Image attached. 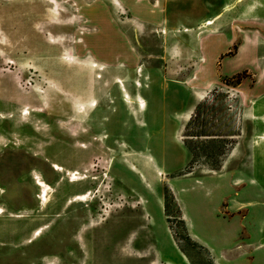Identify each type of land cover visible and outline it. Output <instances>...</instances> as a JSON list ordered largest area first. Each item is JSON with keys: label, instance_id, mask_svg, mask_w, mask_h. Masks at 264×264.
<instances>
[{"label": "rangeland", "instance_id": "374dc122", "mask_svg": "<svg viewBox=\"0 0 264 264\" xmlns=\"http://www.w3.org/2000/svg\"><path fill=\"white\" fill-rule=\"evenodd\" d=\"M79 1L0 0V264H255L264 241L251 232L255 222L230 244L213 218L229 217L230 184H241L237 196L245 191L250 207L259 188L264 194V159L252 158L264 150L253 140V104L230 79L203 89L188 110L194 99L181 89H144L135 74L166 71L157 29L140 30L109 5L116 36L126 35L138 60L101 59L87 49L91 36L76 33L91 28ZM195 1V15L207 12L206 0ZM227 3V27L240 18L264 25V0ZM173 21L190 26L181 15ZM103 47L101 57L113 59L116 47ZM183 60L173 68L190 74L193 60ZM36 175L52 187L45 205ZM86 190L88 203L70 201Z\"/></svg>", "mask_w": 264, "mask_h": 264}, {"label": "crops", "instance_id": "0c3cea01", "mask_svg": "<svg viewBox=\"0 0 264 264\" xmlns=\"http://www.w3.org/2000/svg\"><path fill=\"white\" fill-rule=\"evenodd\" d=\"M117 1H120L121 4H114L113 0H96L92 3H88L87 0H80L79 4L76 5L77 10L81 11L86 16V19L90 21V29L87 27L83 28L80 24V27L76 31V33L84 31L87 36H91L86 42L88 50H91L104 60L119 59L122 61L128 58L136 66L138 55L132 42L124 34L120 33L121 35L119 34L118 36L115 34L119 31V25L118 21L112 16L109 5L116 7L120 11L128 14L133 23L138 25V29L152 31L156 28L158 31L156 37L163 39L161 40L163 41L161 59L166 66L164 67L166 71L145 69L143 78L135 74L140 79L141 84L146 83L142 85L144 89L152 90L158 86L162 88L181 89L184 95H189L194 99L192 104L186 109L188 110L199 99L203 89L212 87L220 79L234 80L236 84H239L238 89L243 97L248 99L250 106L251 104L254 106L248 110V113L254 117L259 116V119L252 118V121L249 120L253 140L264 142V45L259 43V35L264 39V25H260L259 27L258 22H253V20L248 18H240L238 21H234L237 29L227 27L226 25L231 23L229 19L230 13L227 15L225 13L228 8V0H206L205 7L207 12L202 15H195L196 13L194 11L196 7H193V4L196 2L195 0H184L188 6V8L183 7L184 9L180 7L181 0ZM242 1L237 0L238 3ZM239 9L242 12V9ZM221 14H224L222 20H220ZM177 15L187 18L190 26L176 25L173 18ZM217 15H219V18L213 25L201 28L204 21L210 20ZM80 21L84 22L82 19ZM184 28L189 29L188 32H184ZM198 30L203 33L202 36H200L201 33H197ZM76 33L74 34L75 39L78 38L80 40L81 36H77ZM137 40L139 42L140 38L137 37ZM92 43H95L96 46L91 45ZM106 45L116 47L117 52L112 57L113 59L101 57L99 54L102 51L101 49L104 48L103 46L106 47ZM220 46L222 47L219 48ZM232 49L234 51L231 53ZM104 51L108 52L107 54L111 56L112 52L109 49L105 48ZM85 55H88L91 61L94 60L87 52L82 55L83 59ZM187 56L191 57L193 60L192 65L194 66L190 68V74L185 73V75H181L182 72L174 70L173 65L177 62L184 61L183 59L189 62ZM175 57H178V60H175ZM228 61L230 66L227 64ZM218 62L219 67L217 69L216 65ZM247 74L249 75L247 76ZM179 75H181L182 80L177 79ZM238 76H241V79L237 82L236 78ZM251 79L253 80V86L249 87L248 80L250 81ZM131 96L135 100V98L137 99L139 97V94L134 92V95L131 93ZM147 107L148 102L146 109ZM113 108L111 106L109 110ZM136 110L139 111L137 108ZM105 112H99L103 117L102 121L106 120ZM183 113L179 115L180 118L181 115L183 116ZM181 120L182 122L185 121L184 116ZM252 158L255 162L258 159L263 160L264 150L259 148V152H252ZM262 165L263 163H259V169L263 168ZM252 168L257 169V166ZM241 170L242 168L226 174L242 175ZM239 186L241 184H230V195L224 200L226 204L224 209L229 217L225 220H218L215 216L213 218L215 221H220L225 224L224 228L227 229H224V234L229 239L228 242L230 244L233 240L240 238L242 233L247 231L250 227L249 221L251 222V220L256 224L255 227H250L251 232L257 234L259 229V239L264 240L263 190L259 188V202H255V205L250 207L249 200L244 198L245 191H243V194L241 192L237 196V191L240 190ZM237 187L238 189H236ZM232 191L235 192V197H232ZM214 208L216 209V207ZM262 242V246H259V256L255 264H264V241ZM229 247L231 248V246Z\"/></svg>", "mask_w": 264, "mask_h": 264}, {"label": "bare ground", "instance_id": "6f19581e", "mask_svg": "<svg viewBox=\"0 0 264 264\" xmlns=\"http://www.w3.org/2000/svg\"><path fill=\"white\" fill-rule=\"evenodd\" d=\"M219 18V15L213 17L210 20H206L203 22V26L201 28H205L206 26H211L214 24V22ZM184 32H188V29H184ZM102 69V68H101ZM118 83H122V81L117 80ZM139 86V84H137ZM125 91V90H123ZM126 92V91H125ZM124 101L126 103H132V100L130 99V97L128 95H124ZM145 102L143 100H141L138 105L141 106V108H144ZM27 114V113H26ZM264 134V133H263ZM50 168L58 173L61 174L64 172V168L62 166H59L57 164H51ZM69 176H74L73 177V181L76 182H80V181H85L88 179V177L86 175H77V173L73 174L72 172L69 173ZM35 184L38 186L39 188V194H38V199L40 200V203L42 205L47 204L48 202V193L49 191L52 189V187L50 186V184L46 181L45 177L42 175H36L35 176ZM92 193L90 192V190H86L82 193L79 194H75L73 195L72 199L70 200L71 202H82V203H88L89 202V198L91 197ZM42 231L41 228L37 229L35 231V235L39 234Z\"/></svg>", "mask_w": 264, "mask_h": 264}, {"label": "trees", "instance_id": "16d2710c", "mask_svg": "<svg viewBox=\"0 0 264 264\" xmlns=\"http://www.w3.org/2000/svg\"><path fill=\"white\" fill-rule=\"evenodd\" d=\"M240 79H241V76H238V77L236 78V81L238 82Z\"/></svg>", "mask_w": 264, "mask_h": 264}]
</instances>
